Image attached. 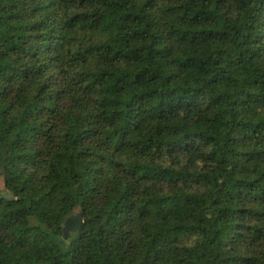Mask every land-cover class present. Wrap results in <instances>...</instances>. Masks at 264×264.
<instances>
[{
    "label": "trees",
    "instance_id": "trees-1",
    "mask_svg": "<svg viewBox=\"0 0 264 264\" xmlns=\"http://www.w3.org/2000/svg\"><path fill=\"white\" fill-rule=\"evenodd\" d=\"M0 264H264V0H0Z\"/></svg>",
    "mask_w": 264,
    "mask_h": 264
},
{
    "label": "water",
    "instance_id": "water-1",
    "mask_svg": "<svg viewBox=\"0 0 264 264\" xmlns=\"http://www.w3.org/2000/svg\"><path fill=\"white\" fill-rule=\"evenodd\" d=\"M3 195L8 200L13 198L12 194L10 193H4ZM81 222H82L81 213H72L69 216H67L62 225L63 236L61 240L65 241V239L68 238L70 233L77 231L78 228L80 227Z\"/></svg>",
    "mask_w": 264,
    "mask_h": 264
}]
</instances>
